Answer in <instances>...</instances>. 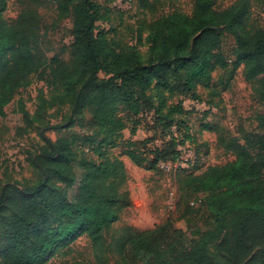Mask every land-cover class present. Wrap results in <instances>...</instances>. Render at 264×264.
I'll list each match as a JSON object with an SVG mask.
<instances>
[{"label":"trees","instance_id":"1","mask_svg":"<svg viewBox=\"0 0 264 264\" xmlns=\"http://www.w3.org/2000/svg\"><path fill=\"white\" fill-rule=\"evenodd\" d=\"M112 2L115 6L116 0ZM7 10V0H0V118L18 90L29 86L30 77L38 74L43 78L50 68L52 87L65 83L68 90H77L67 121H88L96 135L67 132L55 141L43 135L44 145L32 164L27 161L37 172L38 181L4 188L0 208H9L13 217L6 222L2 263L44 264L48 252L87 236L96 264H109L110 246L105 235L119 221L121 212L132 206L129 192L124 190L128 181L124 161L105 158L102 151L103 146L116 148L122 139L126 123L119 113L150 116L152 125L159 128L160 116L144 109L140 96L153 89L161 108L168 111V123L163 127L170 130L167 144L173 152L172 159L155 158L153 163H178L181 148L196 147L193 131L182 124V117L189 115L186 100L205 104L208 110L203 116L208 118L211 110L222 105V94L240 67L246 83L264 100V28L248 25L252 17L248 0L224 11L217 10L213 0H195L191 16L175 12L145 24L150 57L143 62L134 45L117 42L110 37L114 33L110 30L97 29L99 22L108 20L103 4L56 0L55 23L72 21L75 59L69 63L55 57L48 65L39 50L45 37L43 12L27 7L9 22ZM229 33L235 36L239 54L232 65L222 53ZM77 62L87 75L81 85L75 78ZM217 70L224 74L215 85ZM101 74L105 78H100ZM198 88L207 91L205 98L197 95ZM174 99L178 102H171ZM257 120L262 132L247 133L244 143L237 138L228 142L225 149L234 161L211 166L202 174H196V160L185 169L179 168L189 173L181 181V201H188L187 215L194 217L196 224L191 234L198 239L182 246L179 240L185 233L169 221L143 232L126 230L117 244L114 264H214L208 248L218 243L234 264H240L255 244L264 243V114ZM153 128L149 130L154 133ZM213 129L205 123L201 131L211 133ZM135 132L133 128L131 136ZM142 151L129 143L124 154L141 167L150 155ZM84 152L96 158H86L81 155ZM158 153L162 156L163 151ZM197 195H205L203 202L191 205ZM48 218L62 222L57 227L40 228Z\"/></svg>","mask_w":264,"mask_h":264},{"label":"rangeland","instance_id":"2","mask_svg":"<svg viewBox=\"0 0 264 264\" xmlns=\"http://www.w3.org/2000/svg\"><path fill=\"white\" fill-rule=\"evenodd\" d=\"M107 1L112 5L109 6ZM238 1L240 0H213L219 11L232 7ZM248 1L252 10L248 25L264 28V0ZM7 2L8 10L5 18L9 22H14L27 7L38 8L43 12L42 34L45 33V37L39 50L43 54L44 62L49 65L55 57L69 63L75 59L71 49L74 41L71 33L72 21L67 19L55 23L56 0H7ZM96 2L108 9V20L99 22L97 29L110 30L114 32L110 37L117 42L134 45L142 61L147 62L150 51L145 43L147 38L145 24L175 12L191 16L195 0H133L123 14L113 2L111 3V0H96ZM138 32L141 34L140 38ZM222 53L229 60L230 65L239 58L233 34L229 33L224 38ZM76 69L75 78L81 85L86 81L87 75L78 62ZM46 70L47 73L43 78L38 74L30 77L29 86L18 90L11 103L5 108V116L0 118V196L9 184L19 183L25 186L38 181L37 172L28 165L27 161L32 164L35 154L44 145L43 135L53 141L59 134L67 132L84 136L96 135V130L88 121L82 123L67 121L74 106L73 100L77 90H68L65 83L60 84L59 87H52L48 81L50 68ZM223 74L222 70L214 73L215 85L219 83ZM100 78L105 76L101 74ZM197 95L205 98L207 91L198 88ZM140 96L143 99V108L149 113H158L160 116L159 128H156V124L152 125L150 116L137 118L122 111L119 117L126 123L122 139L115 144L116 148L102 147L105 158L123 159L128 174L124 190L129 192L132 201V206L121 212L119 221L105 235L106 244L110 246L109 264L116 262V247L126 230L143 232L169 221L174 229L185 233V237L179 240L182 246H190L193 240L198 239L191 234L196 224L194 217L187 215L188 201L187 199L181 201V181L189 175L188 172L181 170L187 167H181L177 162L175 164L161 162L158 165L153 163L155 158L162 157L167 160L173 158L172 146L167 144L170 130L165 131L163 127V124L168 123L166 117L168 111L161 108V102L157 100L153 89L146 93L141 92ZM60 98L64 99L63 102L59 100L61 105L55 100ZM222 100V105L211 110L206 119L203 115L207 112V107L191 99L185 101L189 115L182 117V124L184 128L193 131L196 147L191 144L189 147H184L182 157L184 161H197L196 174L204 173L211 166H224L234 161L233 154L225 149L231 139L237 138L244 143L247 133L262 132L258 127L257 119L264 114V100L256 94L252 85L246 83L243 67L234 74L229 89L222 94ZM171 102L177 103L178 100L174 99ZM205 123L213 125V132L202 133L201 128ZM150 127H155L154 133L149 130ZM133 128L136 132L131 136ZM98 138V141L101 140V137ZM129 143L141 153H144L142 150L150 153L145 157V163L141 167L121 155ZM161 150L162 156H159V153L157 155L156 152ZM81 155L91 160L96 158L95 155L86 152ZM204 198L205 195L195 196L191 205H199ZM12 217L13 213L9 208H0V264H3L5 245L3 235L7 231L6 222ZM61 222L48 218L41 223L40 228L57 227ZM202 230L205 231V228L202 227ZM208 252L214 264H234L219 243L209 247ZM76 261L96 264V253L87 236L62 245L57 251L48 252L44 264H73ZM240 264H264V243L255 244L250 256Z\"/></svg>","mask_w":264,"mask_h":264},{"label":"built area","instance_id":"3","mask_svg":"<svg viewBox=\"0 0 264 264\" xmlns=\"http://www.w3.org/2000/svg\"><path fill=\"white\" fill-rule=\"evenodd\" d=\"M132 2H133V0H116L115 6H117L118 8H120L122 10H127L129 8V6L132 4ZM186 147H189V145H186ZM181 149L183 151V148H181ZM190 162L191 161H189V160L184 161L183 157H181L180 161L178 163L180 164L181 167H185V166L188 167Z\"/></svg>","mask_w":264,"mask_h":264},{"label":"crops","instance_id":"4","mask_svg":"<svg viewBox=\"0 0 264 264\" xmlns=\"http://www.w3.org/2000/svg\"><path fill=\"white\" fill-rule=\"evenodd\" d=\"M204 106H205V104H203ZM206 107V106H205ZM204 133V132H203ZM121 155H123V157H126V158H128L124 153L123 154H121ZM121 160H123V159H121ZM129 160V159H128ZM131 162V161H130ZM132 163V162H131Z\"/></svg>","mask_w":264,"mask_h":264}]
</instances>
